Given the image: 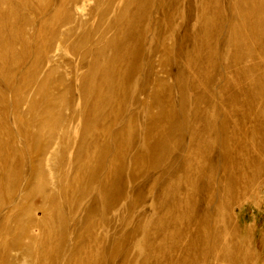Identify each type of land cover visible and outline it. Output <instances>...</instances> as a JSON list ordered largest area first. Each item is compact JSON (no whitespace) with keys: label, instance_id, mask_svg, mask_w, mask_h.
<instances>
[{"label":"rangeland","instance_id":"rangeland-1","mask_svg":"<svg viewBox=\"0 0 264 264\" xmlns=\"http://www.w3.org/2000/svg\"><path fill=\"white\" fill-rule=\"evenodd\" d=\"M0 264H264V0H0Z\"/></svg>","mask_w":264,"mask_h":264},{"label":"bare ground","instance_id":"bare-ground-1","mask_svg":"<svg viewBox=\"0 0 264 264\" xmlns=\"http://www.w3.org/2000/svg\"><path fill=\"white\" fill-rule=\"evenodd\" d=\"M55 143H56V140H55Z\"/></svg>","mask_w":264,"mask_h":264}]
</instances>
